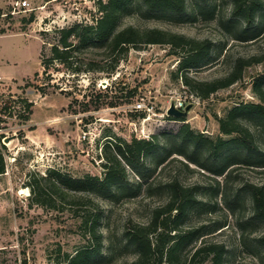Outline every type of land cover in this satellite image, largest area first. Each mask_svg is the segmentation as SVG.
Masks as SVG:
<instances>
[{
    "label": "rangeland",
    "instance_id": "374dc122",
    "mask_svg": "<svg viewBox=\"0 0 264 264\" xmlns=\"http://www.w3.org/2000/svg\"><path fill=\"white\" fill-rule=\"evenodd\" d=\"M14 1L0 0L4 13L0 15V73L9 84L7 90L23 97L29 114H19L9 122L6 144H0L5 166L0 173V264H66L67 255L92 241L75 214V207L66 204L47 208L32 203L28 186L31 176L46 175L51 168L74 177L103 176V146L112 137L129 140L156 133L162 138L164 134L177 133L184 123L205 136L221 134L219 117L239 103L261 101L254 82L264 74V31L254 40L240 41L222 27L219 17L152 18L139 9L122 17V27H157L213 41L211 62L191 70L197 79L224 77L234 70L240 58L249 62L241 79L202 100L174 77L180 55L167 45L132 47L120 55L112 72L110 58L102 55L104 48L90 45L87 50L82 49L83 54L88 57L90 51L95 53L103 71L75 73L52 66L45 70L42 62L52 55L57 30L95 23L100 15L98 0H31L30 9L24 11L14 9ZM211 1L223 16L231 15V0ZM32 14L34 19L30 20ZM111 85V91L105 92ZM180 100L194 104L183 121L169 118L166 113L172 101ZM138 102L149 108L139 109L145 117L132 115ZM243 120L259 150L264 151V121L249 115ZM233 150L241 157L249 154L238 146ZM250 153L258 154V150ZM202 154L206 159L207 154ZM179 159L185 160L174 155L162 165L150 166L154 169L152 179L157 182L178 177L196 190L198 203L180 220L179 235L198 231L180 249L182 258L188 264H211L201 263L199 257L190 260V255L200 245L212 243L224 245V264H264V250L257 245L264 223L253 214L247 187L248 183L264 185V167L233 165L226 180L195 164H189L191 170L185 169ZM135 178L129 170V180ZM136 190L137 187L132 188V192ZM88 193L104 211L100 225L103 245L94 264H131L136 251L124 240L127 221L148 222L160 197H147L144 190L136 196L122 194L115 199L98 190Z\"/></svg>",
    "mask_w": 264,
    "mask_h": 264
},
{
    "label": "trees",
    "instance_id": "16d2710c",
    "mask_svg": "<svg viewBox=\"0 0 264 264\" xmlns=\"http://www.w3.org/2000/svg\"><path fill=\"white\" fill-rule=\"evenodd\" d=\"M231 1V15L223 16L224 13L211 0H98L100 15L95 23L75 24L57 30L58 37L52 46V55L48 61L43 60L42 65L45 70H50L52 66L58 71L69 70L75 73L103 71L100 61L95 59V53L90 51L88 57L83 54V48L87 50L90 45H95L104 48L102 55L110 58L109 69L112 72L121 60L120 55L132 47L139 49L151 44L167 45L180 55L174 77L195 96L202 100L208 99L219 89L229 87L241 79L243 69L249 62L240 58L230 74L213 80H200L191 74V70L200 69L211 62L213 41L157 27H122L120 22L132 9L144 11V15L152 18L173 19L188 15L190 20H194L197 16L206 19L219 17L222 27L235 39L250 41L260 37L264 31V0ZM2 13L0 9V15ZM33 19L32 14L30 20ZM91 85L95 87L94 83ZM263 85L264 74L254 82V90L260 97V102L239 103L225 116L218 118L221 134L231 136L229 139L221 134L216 137L205 136L184 123L177 133L164 134L162 138L156 133L149 138L133 136L129 140L112 137L103 146V176L74 177L57 168L49 169L46 175L31 176L28 186L32 203L47 208L64 207L66 204L75 207V214L80 217L82 227H85L88 239L92 241L77 249L74 254L67 255L66 264H94L101 253L103 233L100 225L104 211L88 193L89 190L108 193L111 199L122 194L136 196L143 190L147 197L159 196L161 201L152 208L148 222H136L133 219L127 221L124 240L126 246L133 247L136 251L131 264H188L180 255V249L192 233L198 230H189L187 234L179 235V224L182 217L198 203L196 190L193 186L183 184L178 177L157 182L152 179L154 169L150 165L159 166L170 157L180 155L186 160L179 159L185 169L191 170L189 164H195L204 171L226 177V180L233 165L264 167V151L259 150L243 120L244 116L249 115L264 121ZM112 88L111 85L104 91L109 92ZM111 103L115 105L114 102ZM132 115L134 118L145 117L144 111L140 110ZM236 146L241 150H248L249 154L238 156L237 151L233 150ZM255 150H258V154L250 153ZM202 151L207 154L206 159L203 158ZM129 170L136 176L132 181L129 180ZM4 171L3 158L0 156V173ZM216 176L213 177L219 184ZM133 187L138 190L132 192ZM247 187L251 193L253 214L264 223V185L248 183ZM257 245L264 250V232ZM224 253V245L204 243L192 252L190 260L199 257L201 263L210 261L211 264H224Z\"/></svg>",
    "mask_w": 264,
    "mask_h": 264
},
{
    "label": "built area",
    "instance_id": "2783aa9c",
    "mask_svg": "<svg viewBox=\"0 0 264 264\" xmlns=\"http://www.w3.org/2000/svg\"><path fill=\"white\" fill-rule=\"evenodd\" d=\"M31 0H15L13 2V8L18 11H24L30 9ZM14 13V12H12ZM4 13H2L3 15ZM7 84L5 78L0 74V144L3 142L6 144L5 139L8 138L10 128V121L14 120L19 114L28 115L29 110L23 97L15 92L7 90ZM176 107L183 109L187 104L184 101L176 102ZM137 110L147 108L143 103L138 102L136 105ZM149 109V108H147ZM27 119V117H25Z\"/></svg>",
    "mask_w": 264,
    "mask_h": 264
},
{
    "label": "water",
    "instance_id": "95a60500",
    "mask_svg": "<svg viewBox=\"0 0 264 264\" xmlns=\"http://www.w3.org/2000/svg\"><path fill=\"white\" fill-rule=\"evenodd\" d=\"M193 105H194L193 103H189V104H186L183 109H181V108L176 107L175 102L172 101L166 113L168 116H173L177 118H185L189 114Z\"/></svg>",
    "mask_w": 264,
    "mask_h": 264
},
{
    "label": "crops",
    "instance_id": "0c3cea01",
    "mask_svg": "<svg viewBox=\"0 0 264 264\" xmlns=\"http://www.w3.org/2000/svg\"><path fill=\"white\" fill-rule=\"evenodd\" d=\"M2 75V73H0Z\"/></svg>",
    "mask_w": 264,
    "mask_h": 264
},
{
    "label": "bare ground",
    "instance_id": "6f19581e",
    "mask_svg": "<svg viewBox=\"0 0 264 264\" xmlns=\"http://www.w3.org/2000/svg\"><path fill=\"white\" fill-rule=\"evenodd\" d=\"M23 192V191H22Z\"/></svg>",
    "mask_w": 264,
    "mask_h": 264
}]
</instances>
